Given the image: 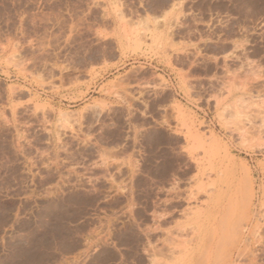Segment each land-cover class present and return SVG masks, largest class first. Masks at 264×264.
<instances>
[{
  "label": "rangeland",
  "instance_id": "1",
  "mask_svg": "<svg viewBox=\"0 0 264 264\" xmlns=\"http://www.w3.org/2000/svg\"><path fill=\"white\" fill-rule=\"evenodd\" d=\"M222 222L264 264V0H0V264H219Z\"/></svg>",
  "mask_w": 264,
  "mask_h": 264
},
{
  "label": "bare ground",
  "instance_id": "2",
  "mask_svg": "<svg viewBox=\"0 0 264 264\" xmlns=\"http://www.w3.org/2000/svg\"><path fill=\"white\" fill-rule=\"evenodd\" d=\"M223 182V180H222V178L220 177H218V180L216 181V183L218 184L217 185V187H218V189L217 188H215V190L212 192V193H210V195L208 196L209 198H208V201L206 202V204H205V207H204V213L205 214H208L209 215V212L212 210V208L215 206V205H218L220 202H221V199H222V197H223V192L221 191V183ZM237 182H242V181H237ZM238 183V184H239ZM213 185H215V183H212ZM211 183H210V186L208 185V187H209V189H208V191L210 190V189H212L213 190V188H211L212 185ZM242 184H243V182H242ZM242 184H239L238 185V189L239 190H237V191H235V195L237 196V198L236 199H229L230 201L228 202L229 203V205L228 206H230V207H233L234 208V206H233V203L234 204H236L237 203V199H238V196H240L239 197V200L241 201V202H243V199H244V195H242V192H243V188H241V185ZM245 185V184H244ZM237 187V186H236ZM242 187H244L243 185H242ZM237 189V188H236ZM242 189V190H241ZM240 191V192H239ZM241 193V194H240ZM209 194V193H208ZM234 197V196H233ZM235 198V197H234ZM238 200V201H239ZM245 202V201H244ZM232 204V205H231ZM238 204H239V202H238ZM240 204H242V203H240ZM244 204V203H243ZM246 204V203H245ZM227 206V208H229ZM243 206H245V205H243ZM243 206H241L240 208L241 209H243L244 207ZM239 208V207H238ZM230 210H231V208H230ZM232 212V211H231ZM244 212V211H243ZM243 212H242V214H243ZM197 214H199L198 213V211H197ZM196 214V215H197ZM201 214V213H200ZM238 216H240V215H238ZM245 216V215H244ZM196 217V216H195ZM226 218H227V216H225ZM229 217L230 216H228V218L227 219H229ZM235 217V216H234ZM247 217V216H246ZM245 217V218H246ZM222 218H224V216L222 217ZM226 218H224V222H225V219ZM240 218V217H239ZM248 218V217H247ZM244 219V218H243ZM209 220V216H207L206 215V221H208ZM236 220V219H235ZM210 221V220H209ZM230 221V220H229ZM221 222V221H220ZM224 222H222L223 223V225L224 224H226V223H224ZM226 222H227V220H226ZM237 222V221H236ZM207 223H209V222H207ZM239 223H241V222H239ZM196 224H194V225H190L191 227H192V233H193V235H192V238H191V241H193V243H195V242H197V243H199V245H198V247H201V246H203L204 244H205V246H206V243H208L207 242V240L209 239V238H207L206 240H205V238L203 237V236H201V237H199L200 236V234H201V226L200 225H198V226H195ZM222 225V226H223ZM225 226H227V224L225 225ZM237 226H239L238 224L236 225V228H235V224H234V226L233 225H230L229 226V228H228V226L227 227H225V229L223 228L222 230V233L224 232V234H222L220 237H219V235H218V237H219V241H220V243L218 242V244H216V250L212 253L213 254V258H216L217 259V261H219V262H221V263H219V264H231L230 262H229V260H227V259H229V257H230V253H231V251L232 250H227V247H226V245H227V243H223L222 244V242H224V241H226L227 242V240L229 239V237L231 236V240L230 241H228V242H231L230 244H232V242L234 243V242H237V239L243 234V232H242V230H243V227H242V229H241V224H240V226L237 228ZM191 227H189L190 229H191ZM219 227V226H218ZM240 229V230H239ZM221 230V229H220ZM213 233L215 234H212L213 236H216V230H215V232L213 231ZM229 235H228V234ZM241 234V235H240ZM238 235H240L239 237H236V236H238ZM226 236H227V240H225L226 239ZM241 238V237H240ZM212 239H214V238H212ZM222 240H224V241H222ZM233 240V241H232ZM217 241H218V239H217ZM212 242H213V240H212ZM224 246V247H226V248H224L223 249V247H222V245ZM235 244V243H234ZM234 244H232L230 247H234ZM236 245V244H235ZM204 246V247H205ZM207 246H210V245H207ZM229 247V248H230ZM206 249H208V247L206 248ZM205 249V250H206ZM213 249H215V248H213ZM225 249H226V251H225ZM210 252H212V251H209L208 253H209V255H211L212 256V254L210 253ZM207 253V250L205 251V254H208ZM208 255V256H209ZM208 256L206 255V257L208 258ZM225 257H227V259L225 258ZM210 259H211V257H210ZM214 263H216V262H214Z\"/></svg>",
  "mask_w": 264,
  "mask_h": 264
},
{
  "label": "crops",
  "instance_id": "3",
  "mask_svg": "<svg viewBox=\"0 0 264 264\" xmlns=\"http://www.w3.org/2000/svg\"><path fill=\"white\" fill-rule=\"evenodd\" d=\"M139 80L143 81V79H139ZM166 89H170L171 90V87L167 86Z\"/></svg>",
  "mask_w": 264,
  "mask_h": 264
}]
</instances>
